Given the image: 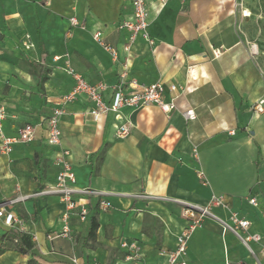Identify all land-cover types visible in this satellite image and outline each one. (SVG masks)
<instances>
[{
	"label": "crops",
	"instance_id": "crops-1",
	"mask_svg": "<svg viewBox=\"0 0 264 264\" xmlns=\"http://www.w3.org/2000/svg\"><path fill=\"white\" fill-rule=\"evenodd\" d=\"M45 1L48 15L38 8ZM146 4L153 50L138 39L125 54L128 32L117 25L131 16L130 0H0V57H11L4 42L19 43L26 35L34 57H44L27 74L41 93L35 117L26 124L35 128L33 139L13 145L8 154L0 152V201L54 184V150L46 143L44 120L73 87L63 70L66 60L89 84H104L108 100L119 66L93 40V33L99 32L104 44L116 48L120 60L127 55L130 78L144 85L160 83L164 100L174 106L169 112L157 106L124 108L95 122L84 98L69 104L60 121L61 142L70 154L76 187L106 194L112 208L99 212L97 199L88 198L87 220H70V241L54 238L61 231L65 209L56 196L18 203L10 210L21 220L33 249L27 255L6 251L0 264H74V259L76 264H161L165 258L160 252L173 248L185 225L180 212L171 211L181 206L175 202L204 206L212 195L223 196L250 221V232L264 237V111L253 112L257 101H264V0ZM72 16L85 30H70ZM55 57L60 59L54 62ZM40 67L47 77L41 86ZM53 79L59 90L42 93ZM186 111L195 119L186 120ZM122 125L128 126L129 135L118 139L115 132ZM24 126L1 128V134L14 138ZM138 193L150 200L135 199ZM248 196L256 198V206L247 204ZM213 213L227 218L224 210ZM146 217L158 220L160 228L144 226ZM92 218L98 229L88 239ZM4 231L0 221V234ZM123 241L136 242L141 258L128 260L120 248ZM238 244L231 234H222L218 224L206 221L190 239L187 263L256 264L246 249L244 254L235 249Z\"/></svg>",
	"mask_w": 264,
	"mask_h": 264
},
{
	"label": "built area",
	"instance_id": "built-area-1",
	"mask_svg": "<svg viewBox=\"0 0 264 264\" xmlns=\"http://www.w3.org/2000/svg\"><path fill=\"white\" fill-rule=\"evenodd\" d=\"M164 6L168 0H159ZM236 1V0H231ZM131 16L117 25L119 30L128 32V41L123 46V52L128 54L131 46L142 39L147 46L153 50L155 45L154 38L149 33V11L146 0H130ZM69 28L85 30V25L76 17L68 19ZM69 32L66 36H69ZM93 40L110 55L112 61L119 66L117 81L108 93V100L104 99L107 88L104 84L91 85L80 75L76 74L69 65L68 60L64 62L63 70L67 76L73 80L71 91L62 96L56 103L51 114L44 120L46 130V143L54 150L51 164L56 170L54 184L44 190L35 192L27 196H18L12 200L0 201V221L5 231L25 233L22 228L21 220L10 209L18 203H23L27 199L38 198L41 196H56L64 204V212L60 216L62 228L54 238L64 237L73 240L70 230V220L72 217L79 222H85L90 213L91 207L88 198L97 199L95 207L99 212H107L112 208L107 200L106 194L93 190L91 188H77L76 178L72 169L70 154L62 146V131L60 121L65 114V108L79 98H84L90 104L87 114L93 121L97 122L102 116L108 113L119 114L124 108H140L146 106H157L162 112H169L174 108L173 104L164 100V88L160 83L151 85L139 84L135 79L129 77L127 55L123 60L119 59L116 48L103 43L101 34L95 32L92 34ZM60 58H53L57 62ZM174 91L175 87L170 86ZM264 101L258 100L253 106V112L261 114L264 111ZM118 117V115H116ZM186 120H194L192 111H186L183 114ZM34 126L26 125L18 131L14 138H5L0 131L1 144L0 152L10 153L11 147L15 144H24L32 141ZM116 137L124 139L129 135L128 126L122 125L116 129ZM198 176L202 175L198 173ZM133 197L138 200H150V196L145 193L134 194ZM249 206H256L255 197L248 196L244 198ZM182 206L180 217L185 225L179 234L175 237L174 246L171 250L160 252V256L165 258L161 264H188V246L192 235L202 227L206 221H213L219 225L222 234L229 233L234 236L246 249L248 256L256 263L260 264L264 260V237L259 233H251V223L246 216L240 215L233 210L223 196L212 195L204 206H195L175 202ZM214 209H221L227 212V218L222 219L213 213ZM14 244L16 241L14 240ZM121 250L128 260H138L141 258V248L133 241H123L120 244ZM76 264V259L73 260Z\"/></svg>",
	"mask_w": 264,
	"mask_h": 264
},
{
	"label": "rangeland",
	"instance_id": "rangeland-1",
	"mask_svg": "<svg viewBox=\"0 0 264 264\" xmlns=\"http://www.w3.org/2000/svg\"><path fill=\"white\" fill-rule=\"evenodd\" d=\"M38 8L44 14L51 13L46 1L44 4L38 3ZM12 44L4 42V47L9 49L5 51L9 52L11 57H0V131L1 128L24 126L29 121V117L34 118L36 109L39 108L37 102L39 94H41L36 88L35 79L32 76L27 77V74H30L32 66L38 67L44 57H34V51L27 35L24 36L22 41L19 40V43L12 42ZM58 90V81L53 79L45 84L42 93L53 94ZM34 159H36V162L37 157ZM96 160H99V157ZM43 167H45V164H43ZM180 208L182 209V206ZM180 208L174 206L171 211L178 215L181 211ZM144 226L159 229L160 222L146 217L144 218ZM235 249L241 254L245 253V247L242 244L236 245Z\"/></svg>",
	"mask_w": 264,
	"mask_h": 264
},
{
	"label": "trees",
	"instance_id": "trees-1",
	"mask_svg": "<svg viewBox=\"0 0 264 264\" xmlns=\"http://www.w3.org/2000/svg\"><path fill=\"white\" fill-rule=\"evenodd\" d=\"M34 70L35 68L32 67ZM39 79L38 83L41 86L46 80V70L40 67L37 73ZM98 229V223L92 218L90 223V229L88 233V239H93L95 232ZM14 240L16 243L14 244ZM33 249V243L31 237L26 233H20L15 231L5 232L0 238V255L6 251H16L22 255L30 254ZM28 264H32L28 261Z\"/></svg>",
	"mask_w": 264,
	"mask_h": 264
}]
</instances>
